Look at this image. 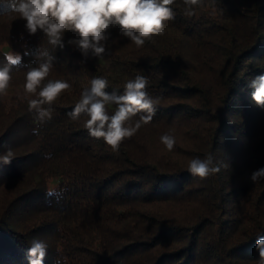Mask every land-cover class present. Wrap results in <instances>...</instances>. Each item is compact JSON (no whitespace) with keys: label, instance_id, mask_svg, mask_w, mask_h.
<instances>
[{"label":"trees","instance_id":"1","mask_svg":"<svg viewBox=\"0 0 264 264\" xmlns=\"http://www.w3.org/2000/svg\"><path fill=\"white\" fill-rule=\"evenodd\" d=\"M171 7L164 35L137 48L111 29L104 57L85 59L67 44L74 32L53 49L0 5V67L4 44L22 57L0 95V154L11 147L15 155L0 166V264H28L34 238L47 244L44 264H259L264 179L250 175L264 167V109L246 82L264 72V0H204L192 16L183 0ZM39 48L55 56L47 79L71 85L43 124L23 98ZM137 75L160 103L113 152L89 136L86 116L67 113L94 77L122 94ZM166 133L176 138L171 152L160 141ZM208 153L221 170L193 177L191 159ZM50 189L62 195L46 197Z\"/></svg>","mask_w":264,"mask_h":264},{"label":"clouds","instance_id":"2","mask_svg":"<svg viewBox=\"0 0 264 264\" xmlns=\"http://www.w3.org/2000/svg\"><path fill=\"white\" fill-rule=\"evenodd\" d=\"M176 0H0L5 12L18 15L25 21L29 35L38 31L47 37L53 49L65 47V34L76 35L67 40L87 59L89 56L102 59L112 40L111 29H118L119 36L125 37L140 48L154 37L164 35L165 22L175 19L172 5ZM204 0H183L184 14L194 15V9L203 5ZM25 52V55H28ZM55 56L49 50L39 48L35 54L36 66L28 64L23 86L24 99L28 101L30 112L43 124L52 119V105L71 85L66 80L47 79ZM0 67V95H4L12 80L13 69L22 65L20 54L9 53ZM47 81V82H45ZM148 78L137 75L123 85V93L107 91L109 81L104 77H94L90 87L80 94V99L67 115L78 120L87 117L85 128L90 137L102 139L113 152H118L124 140L133 137L144 125L149 124L157 111L160 97H153L147 91ZM251 89V101L256 107L264 109V72L246 82ZM35 97V98H29ZM115 105V111L109 113L108 106ZM138 117V118H137ZM38 129L34 128L36 134ZM161 143L171 152L176 138L171 134L160 137ZM15 158L11 147L0 154V166H8ZM213 153L203 158L197 156L188 164V171L193 177L206 179L220 171ZM264 179V167L254 170L250 175L252 183ZM62 192L50 189L46 197L59 198ZM259 264H264V235L256 240ZM47 256V244L34 238L26 252L28 264H44ZM54 264H66V260L57 258Z\"/></svg>","mask_w":264,"mask_h":264},{"label":"rangeland","instance_id":"3","mask_svg":"<svg viewBox=\"0 0 264 264\" xmlns=\"http://www.w3.org/2000/svg\"><path fill=\"white\" fill-rule=\"evenodd\" d=\"M2 47H3L4 51H5L7 54H9V53L16 54V52L13 51L8 45L4 44Z\"/></svg>","mask_w":264,"mask_h":264}]
</instances>
